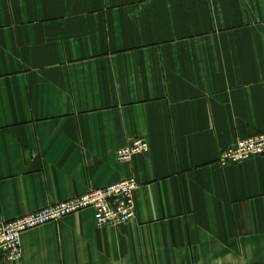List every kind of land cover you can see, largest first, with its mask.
I'll use <instances>...</instances> for the list:
<instances>
[{
    "label": "crops",
    "instance_id": "0c3cea01",
    "mask_svg": "<svg viewBox=\"0 0 264 264\" xmlns=\"http://www.w3.org/2000/svg\"><path fill=\"white\" fill-rule=\"evenodd\" d=\"M264 0H0V223L135 179L0 264H264ZM135 140L146 156L117 159Z\"/></svg>",
    "mask_w": 264,
    "mask_h": 264
},
{
    "label": "built area",
    "instance_id": "2783aa9c",
    "mask_svg": "<svg viewBox=\"0 0 264 264\" xmlns=\"http://www.w3.org/2000/svg\"><path fill=\"white\" fill-rule=\"evenodd\" d=\"M149 152L147 142L135 140L118 151L117 159L121 163H130L135 157L146 156ZM261 156H264V134L239 140L222 152L219 162L222 166L239 165ZM138 186L135 179L124 180L0 223V262L16 263L21 259V236L25 232L85 210L94 212L99 228L132 222L135 219V192Z\"/></svg>",
    "mask_w": 264,
    "mask_h": 264
}]
</instances>
